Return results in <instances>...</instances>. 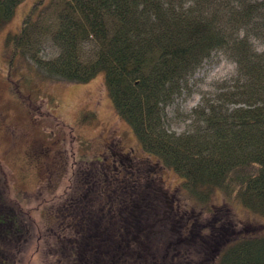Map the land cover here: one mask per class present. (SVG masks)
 Segmentation results:
<instances>
[{
  "label": "trees",
  "instance_id": "16d2710c",
  "mask_svg": "<svg viewBox=\"0 0 264 264\" xmlns=\"http://www.w3.org/2000/svg\"><path fill=\"white\" fill-rule=\"evenodd\" d=\"M23 1L0 0V28ZM253 37L264 38V0H38L6 48L11 67L30 61L28 75L35 71L42 79L87 83L104 74L118 115L146 153L183 179L192 198L205 205L216 192L234 194L264 217V52L255 50ZM49 46L54 53L44 57ZM220 51L238 66L244 84L234 96L244 106L224 115L211 107L201 115L200 133L169 132L165 107ZM24 82L31 85L29 77ZM250 168L253 174L242 173ZM1 171L0 264H22L34 235L31 216L9 194ZM57 221L44 243L55 264H124L138 246L125 235L127 224L110 215L74 227L65 218ZM226 229L230 237L216 233L223 246L217 264H264V232Z\"/></svg>",
  "mask_w": 264,
  "mask_h": 264
},
{
  "label": "rangeland",
  "instance_id": "374dc122",
  "mask_svg": "<svg viewBox=\"0 0 264 264\" xmlns=\"http://www.w3.org/2000/svg\"><path fill=\"white\" fill-rule=\"evenodd\" d=\"M37 1L24 0L12 20L0 28V169L9 194L30 214L28 225L34 234L22 264L56 263L45 240H52L58 218L67 219L70 227L79 225V215L84 219L79 207L100 196L92 192L93 185L101 163L105 158L111 160L114 153L129 154L137 161L141 188L155 199L146 215L150 218L147 225L134 223L124 231L131 244L138 243L124 264H186L181 258L184 252L193 264H217L223 246L216 233L222 230L230 237L227 224H232L235 234L263 233L264 217L244 207L234 194L216 192L205 205L200 204L174 170L146 153L132 128L118 115L104 74L87 83H74L42 79L35 71L28 75L29 63L33 64L27 60L11 67L7 37L20 31ZM252 43L257 52H264V38L253 37ZM53 53L49 46L43 55ZM27 76L31 85L24 82ZM243 84L233 58L225 52L214 53L165 107L166 129L176 135L202 132L205 122L201 115L208 114L211 107L224 115L244 106V99L234 96ZM254 172L250 168L242 173ZM102 215L99 211V219ZM74 237L70 232V240L75 241Z\"/></svg>",
  "mask_w": 264,
  "mask_h": 264
},
{
  "label": "flooded vegetation",
  "instance_id": "af4514ba",
  "mask_svg": "<svg viewBox=\"0 0 264 264\" xmlns=\"http://www.w3.org/2000/svg\"><path fill=\"white\" fill-rule=\"evenodd\" d=\"M108 148L110 149V147ZM107 159L108 158H105L104 163H101L102 170L107 179L106 177L104 179L103 172L100 169L101 171L98 172L96 183L93 185L92 190L95 196H97L98 193L100 196L94 201L87 202L85 206L79 207V214H82L84 219L81 221V215H79L77 220L88 224L92 221H99L102 223L104 222L105 216L110 215L111 220L125 223L128 227L132 226L134 223H136L138 227H140V225H147V221L150 218L146 215L149 210L151 213V209H153L151 201L155 199L141 188L143 180L140 176H137V174L140 173L139 164L135 159L131 158V155L124 153H118V156L114 153L111 160ZM89 188L90 187H88V189ZM147 188L150 190L149 186H147ZM108 194L114 201L111 200L110 203L106 202V196H108ZM97 200L99 202H97ZM156 200H158L157 197ZM102 206L103 211L112 209L115 213L109 212L110 214H107L104 212L103 218L99 219L98 212H102ZM137 211L140 215H137ZM163 213L166 214V211ZM129 229L132 230L131 228ZM135 230L137 232L141 231L139 229ZM142 234L144 235V233ZM157 253L160 254V250ZM165 253L166 250L163 251V254ZM181 256V258L187 260L186 264H193V261L190 260L187 253L184 252V255L181 254Z\"/></svg>",
  "mask_w": 264,
  "mask_h": 264
}]
</instances>
